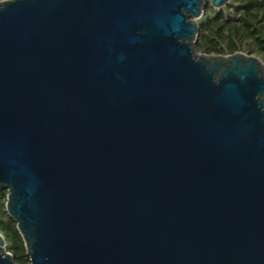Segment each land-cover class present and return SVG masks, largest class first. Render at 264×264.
Returning a JSON list of instances; mask_svg holds the SVG:
<instances>
[{
  "label": "water",
  "instance_id": "1",
  "mask_svg": "<svg viewBox=\"0 0 264 264\" xmlns=\"http://www.w3.org/2000/svg\"><path fill=\"white\" fill-rule=\"evenodd\" d=\"M228 2L0 0V190L29 264H264V61L195 47Z\"/></svg>",
  "mask_w": 264,
  "mask_h": 264
},
{
  "label": "trees",
  "instance_id": "2",
  "mask_svg": "<svg viewBox=\"0 0 264 264\" xmlns=\"http://www.w3.org/2000/svg\"><path fill=\"white\" fill-rule=\"evenodd\" d=\"M198 22L200 31L195 43L198 52L227 55L242 51L264 61V0H229L219 9L208 3ZM7 196L6 189L0 190V232L16 263L29 264L17 222L6 210Z\"/></svg>",
  "mask_w": 264,
  "mask_h": 264
}]
</instances>
